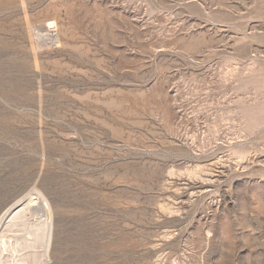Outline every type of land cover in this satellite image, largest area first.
<instances>
[{
    "label": "rangeland",
    "instance_id": "rangeland-1",
    "mask_svg": "<svg viewBox=\"0 0 264 264\" xmlns=\"http://www.w3.org/2000/svg\"><path fill=\"white\" fill-rule=\"evenodd\" d=\"M34 187L45 264H264V0H0V213Z\"/></svg>",
    "mask_w": 264,
    "mask_h": 264
},
{
    "label": "bare ground",
    "instance_id": "bare-ground-1",
    "mask_svg": "<svg viewBox=\"0 0 264 264\" xmlns=\"http://www.w3.org/2000/svg\"><path fill=\"white\" fill-rule=\"evenodd\" d=\"M47 25L56 24L50 20ZM34 188V197L31 192L22 195L0 213V264H45L51 257L52 210L43 192Z\"/></svg>",
    "mask_w": 264,
    "mask_h": 264
}]
</instances>
